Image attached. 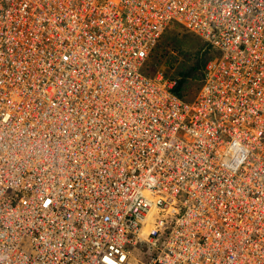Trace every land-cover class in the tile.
Listing matches in <instances>:
<instances>
[{
    "label": "built area",
    "instance_id": "obj_1",
    "mask_svg": "<svg viewBox=\"0 0 264 264\" xmlns=\"http://www.w3.org/2000/svg\"><path fill=\"white\" fill-rule=\"evenodd\" d=\"M0 264H264V0H0Z\"/></svg>",
    "mask_w": 264,
    "mask_h": 264
},
{
    "label": "rangeland",
    "instance_id": "obj_2",
    "mask_svg": "<svg viewBox=\"0 0 264 264\" xmlns=\"http://www.w3.org/2000/svg\"><path fill=\"white\" fill-rule=\"evenodd\" d=\"M212 57L206 41L182 24L173 23L165 31L151 53L144 72L155 75L164 69L168 77L177 78L181 72L199 66V74L188 84L186 98L197 96L205 76V65Z\"/></svg>",
    "mask_w": 264,
    "mask_h": 264
},
{
    "label": "trees",
    "instance_id": "obj_3",
    "mask_svg": "<svg viewBox=\"0 0 264 264\" xmlns=\"http://www.w3.org/2000/svg\"><path fill=\"white\" fill-rule=\"evenodd\" d=\"M200 66V65H199ZM199 66H195L190 70L183 71L178 76V84L175 87V92L182 97H186L188 84H190V80L193 77L198 76L199 74Z\"/></svg>",
    "mask_w": 264,
    "mask_h": 264
},
{
    "label": "bare ground",
    "instance_id": "obj_4",
    "mask_svg": "<svg viewBox=\"0 0 264 264\" xmlns=\"http://www.w3.org/2000/svg\"><path fill=\"white\" fill-rule=\"evenodd\" d=\"M200 37V36H199ZM205 41V40H204ZM82 161L84 162L83 164L84 165H87L88 163H91V161L90 160H84V159H82Z\"/></svg>",
    "mask_w": 264,
    "mask_h": 264
}]
</instances>
